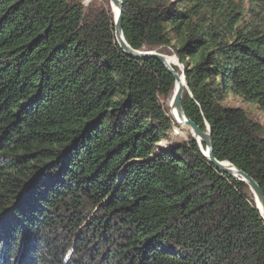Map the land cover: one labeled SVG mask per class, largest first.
I'll list each match as a JSON object with an SVG mask.
<instances>
[{
	"label": "trees",
	"instance_id": "16d2710c",
	"mask_svg": "<svg viewBox=\"0 0 264 264\" xmlns=\"http://www.w3.org/2000/svg\"><path fill=\"white\" fill-rule=\"evenodd\" d=\"M105 2L0 0V264H62L72 237L66 264H264L249 187L191 135L160 145L174 78L123 53ZM122 3L126 43L177 57L187 119L264 194V126L223 103L264 113V0Z\"/></svg>",
	"mask_w": 264,
	"mask_h": 264
},
{
	"label": "water",
	"instance_id": "95a60500",
	"mask_svg": "<svg viewBox=\"0 0 264 264\" xmlns=\"http://www.w3.org/2000/svg\"><path fill=\"white\" fill-rule=\"evenodd\" d=\"M110 8L114 6L117 9V13L113 14V26H114V37L115 40L123 51L130 58L134 59H145V58H154L162 63L167 71L173 76L174 78V90L170 100V110L172 113L176 115L181 123H183L186 127L190 129L191 136L193 140H195L200 148L202 155L212 164L214 167L221 171L222 173L228 174L233 176L234 178L244 182L252 192L256 206L260 211L262 218L264 219V194L256 183L251 177L246 175L244 172L238 170L232 164L226 161H217L213 157V142L211 139V133L209 127H207L206 131H202L198 126H196L192 121L187 119L184 110L182 108V94L183 89L186 87V80L184 75V67L179 62L176 56H167L160 53H156L154 51H137L133 50L124 40L123 33H122V19H123V3L122 0H108ZM113 13V11H112ZM171 59L176 61V64L171 63ZM179 68L181 74L177 73L173 67ZM181 79L183 85H181ZM180 122L175 121L177 125H180ZM205 144L206 146V153L203 152L201 145Z\"/></svg>",
	"mask_w": 264,
	"mask_h": 264
},
{
	"label": "rangeland",
	"instance_id": "374dc122",
	"mask_svg": "<svg viewBox=\"0 0 264 264\" xmlns=\"http://www.w3.org/2000/svg\"><path fill=\"white\" fill-rule=\"evenodd\" d=\"M75 1L81 3L85 7H91V6H97L98 7V6H102L106 3L105 0H75ZM223 103H224V105L230 106L232 108H237V107L243 108L247 112L248 116L251 119L259 122L261 125L264 126V113L255 104L243 103L239 97L234 96L231 93V89H230L229 85L225 88V101ZM175 130L178 132V134L174 133ZM189 135H191V132H190V129L188 127H186V126L182 127V126L176 124V125L172 126L171 130L168 132V137L165 138L160 143V145L166 146L168 143H170L172 141L179 142V141H182L184 139L186 140V138ZM204 149H206V146ZM58 230L63 231L62 228L58 229ZM0 236H1V234H0ZM72 239L74 242L71 245H68V240H69V238H68L67 242L63 241V243L59 244V246H58L60 248V251H62L63 248L67 249V254L64 257L62 264H66L68 259H70L74 253V247L76 245L75 242L77 239H76V237H72ZM10 257H12V256L6 255V257H5V253H4L3 257L1 258L2 264H8L7 261H9ZM25 258H26V256L24 253V259Z\"/></svg>",
	"mask_w": 264,
	"mask_h": 264
},
{
	"label": "bare ground",
	"instance_id": "6f19581e",
	"mask_svg": "<svg viewBox=\"0 0 264 264\" xmlns=\"http://www.w3.org/2000/svg\"><path fill=\"white\" fill-rule=\"evenodd\" d=\"M112 8H113L112 9L113 14H116L117 13V9L114 6ZM171 63L176 64V61L174 59H171ZM181 85H183L182 79H181ZM169 105H170V103H169ZM170 114H171V116H172V118H173L174 121L180 122L179 119L176 117V115L171 112V110H170ZM180 126L184 127L185 125L180 122ZM201 148H202V150H203L204 153L207 152L206 149H204L202 145H201Z\"/></svg>",
	"mask_w": 264,
	"mask_h": 264
},
{
	"label": "built area",
	"instance_id": "2783aa9c",
	"mask_svg": "<svg viewBox=\"0 0 264 264\" xmlns=\"http://www.w3.org/2000/svg\"><path fill=\"white\" fill-rule=\"evenodd\" d=\"M175 134H178V132L175 130V132H174Z\"/></svg>",
	"mask_w": 264,
	"mask_h": 264
}]
</instances>
